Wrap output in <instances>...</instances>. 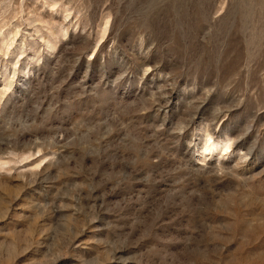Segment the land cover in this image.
Wrapping results in <instances>:
<instances>
[{
    "label": "rangeland",
    "instance_id": "1",
    "mask_svg": "<svg viewBox=\"0 0 264 264\" xmlns=\"http://www.w3.org/2000/svg\"><path fill=\"white\" fill-rule=\"evenodd\" d=\"M0 264H264V0H0Z\"/></svg>",
    "mask_w": 264,
    "mask_h": 264
},
{
    "label": "bare ground",
    "instance_id": "2",
    "mask_svg": "<svg viewBox=\"0 0 264 264\" xmlns=\"http://www.w3.org/2000/svg\"><path fill=\"white\" fill-rule=\"evenodd\" d=\"M206 145V144H205ZM215 148V144L214 143H209L206 147H205V151L207 152H211L212 150H214ZM225 151V150H223Z\"/></svg>",
    "mask_w": 264,
    "mask_h": 264
}]
</instances>
